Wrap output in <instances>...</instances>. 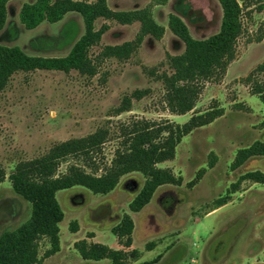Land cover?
Here are the masks:
<instances>
[{
    "label": "rangeland",
    "instance_id": "374dc122",
    "mask_svg": "<svg viewBox=\"0 0 264 264\" xmlns=\"http://www.w3.org/2000/svg\"><path fill=\"white\" fill-rule=\"evenodd\" d=\"M34 1L8 3L0 45L17 46L30 56L65 57L84 33L80 16L68 14L58 23L44 22L26 30L18 14L24 3ZM150 3L107 0L113 11L142 9ZM151 11L164 35L160 40L146 36L129 59H102L100 53L106 46L133 42L140 25L99 19L95 29L107 26V30L89 51L97 66L94 77L76 71L20 72L0 93V168L6 174L0 184V235L18 228L31 214L30 204L14 193L8 181L17 164L43 157L56 144L103 129L107 140L90 156L91 161L67 158L58 169V174H64L71 165L83 166L87 172L98 167L97 174H101L122 142V128L132 121L168 120L182 125L194 114L213 108L222 109L223 116L184 137L174 159L158 165L181 177V186L159 188L139 213L128 208L144 182L139 173L122 177L107 195L82 187L59 191L56 199L64 213L59 224L61 252L44 259L49 244L40 240V264H109L108 260H82L74 244L85 239L125 251L111 233L124 214L134 223L133 249L126 252H138L137 259L130 258L127 264H264V185L245 181L235 192L231 188L248 172L264 173V157H253L231 169L240 149L256 141L264 143V108L257 96H251L247 81L248 77L264 81V72H256L264 62V0H253L242 9L243 33L237 40L235 59L224 75L202 83L195 108L183 116L168 111L158 79L162 73L171 74L168 57L184 51L183 43L167 27L168 17L178 15L191 36L200 40L218 32L221 9L216 0H169ZM137 90L147 91L146 96L132 98ZM125 98L131 100V111L116 115ZM203 169L201 179L189 188L188 183ZM227 194L229 203L212 210L214 201ZM73 222L78 226L76 233L69 228Z\"/></svg>",
    "mask_w": 264,
    "mask_h": 264
},
{
    "label": "trees",
    "instance_id": "16d2710c",
    "mask_svg": "<svg viewBox=\"0 0 264 264\" xmlns=\"http://www.w3.org/2000/svg\"><path fill=\"white\" fill-rule=\"evenodd\" d=\"M14 1L22 0H0V31L7 21V5ZM252 1L216 0L222 14L219 30L200 40L191 36L187 25L178 15H169L168 29L184 45L183 53L168 57L171 74L162 73L158 76L165 90V104L171 114L183 116L191 112L196 106L202 83L225 74L235 59L237 40L243 33L242 9L248 8ZM168 2L169 0H151L147 7L131 11H113L108 7L107 0H35L33 3H24L18 18L26 30H33L44 22L55 24L68 14H77L82 20L84 33L75 41L65 57L30 56L17 46L0 45V93L11 77L20 72L76 71L80 75L94 77L97 74V66L89 58V51L99 44L107 30V26L95 29V22L99 19L113 21L119 25H140L133 42L106 46L100 53L102 59H129L146 36L156 40L163 37L165 30L156 23L151 9L164 6ZM256 72H264V62L256 68ZM247 81L251 95L257 96L264 108V81H251V77H248ZM146 94L147 91L137 90L133 92L132 98L140 100ZM130 109L131 100L125 98L115 114L129 112ZM221 116L222 109L211 108L202 114H194L182 125L173 124L168 120L132 121L128 127L122 128V142L116 149L110 165L104 167L101 174H97L100 170L98 167L92 172H87L83 166L71 165L64 174H58V169L61 162L67 158L91 161L90 156L99 152L107 140L108 132L103 129L85 138L56 144L43 157L17 164L8 175V181L14 193L30 204L31 214L18 228L0 235V264H40L39 242L42 239H46L49 244L44 259L59 252V224L64 218L56 199L59 191L82 187L93 194L107 195L117 187L122 177L139 173L144 182L128 206L130 212L139 213L150 203L159 188L181 186V177L158 165L174 159L176 148L184 137L198 128L210 125ZM253 157H264V143L256 141L240 149L231 169H238ZM209 167H213V161H210ZM204 172V169L200 170L195 180L188 183V187H193ZM5 176L4 170L0 168V184ZM245 181L264 185V173L248 172L231 188L235 192L239 183ZM229 201L230 194L218 198L214 201L212 210L227 205ZM69 228L71 233L78 231L76 222ZM133 231V220L127 214L111 229L113 236L125 249L132 246ZM74 249L85 261L108 260L109 264H127L130 258L138 257L136 250H114L102 244L88 243L85 239L76 242Z\"/></svg>",
    "mask_w": 264,
    "mask_h": 264
},
{
    "label": "crops",
    "instance_id": "0c3cea01",
    "mask_svg": "<svg viewBox=\"0 0 264 264\" xmlns=\"http://www.w3.org/2000/svg\"><path fill=\"white\" fill-rule=\"evenodd\" d=\"M251 96H254V95H251ZM59 238H60V235H59ZM94 239H95V237H94ZM94 239H93V240H94ZM116 241H117V239H116ZM88 243H95V241L88 242ZM117 245L119 246L118 241H117ZM119 247H120V246H119ZM121 248H122V246H121ZM116 249H117V248H116ZM116 249H115V250H116ZM131 249H133V237H132V246H131L129 249H126V250L128 251V250H131ZM126 250H125V251H126ZM60 252H61V245H60V250H59L58 253H60ZM58 253H56V254H58Z\"/></svg>",
    "mask_w": 264,
    "mask_h": 264
}]
</instances>
